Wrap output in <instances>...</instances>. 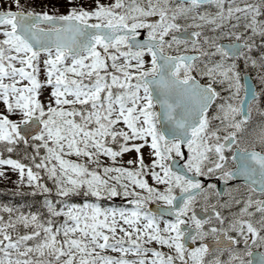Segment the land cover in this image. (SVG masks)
I'll return each instance as SVG.
<instances>
[{
    "label": "snow or ice",
    "instance_id": "6c2138e0",
    "mask_svg": "<svg viewBox=\"0 0 264 264\" xmlns=\"http://www.w3.org/2000/svg\"><path fill=\"white\" fill-rule=\"evenodd\" d=\"M64 2L0 0V264H264V0Z\"/></svg>",
    "mask_w": 264,
    "mask_h": 264
},
{
    "label": "rangeland",
    "instance_id": "374dc122",
    "mask_svg": "<svg viewBox=\"0 0 264 264\" xmlns=\"http://www.w3.org/2000/svg\"><path fill=\"white\" fill-rule=\"evenodd\" d=\"M22 2L26 3L27 0H22ZM34 7L37 11H42V10L53 11L56 8H59L60 12H66L67 10V4L64 2V0H35ZM146 59L148 58L146 57ZM13 179H15V177H13ZM5 185L8 186L7 189H10L13 187V185L10 183H7ZM0 203H12V201L10 200L9 202L5 201V202H0Z\"/></svg>",
    "mask_w": 264,
    "mask_h": 264
},
{
    "label": "trees",
    "instance_id": "16d2710c",
    "mask_svg": "<svg viewBox=\"0 0 264 264\" xmlns=\"http://www.w3.org/2000/svg\"><path fill=\"white\" fill-rule=\"evenodd\" d=\"M2 187H4V188H2ZM7 189L8 188V186L7 185H5L4 183H0V189ZM20 199V201H21V204H24L25 203V201L24 200H21V198H19ZM28 203H30V201H28ZM18 205V204H17Z\"/></svg>",
    "mask_w": 264,
    "mask_h": 264
},
{
    "label": "flooded vegetation",
    "instance_id": "af4514ba",
    "mask_svg": "<svg viewBox=\"0 0 264 264\" xmlns=\"http://www.w3.org/2000/svg\"><path fill=\"white\" fill-rule=\"evenodd\" d=\"M253 251L255 253L264 252V248H258V249L257 248H254Z\"/></svg>",
    "mask_w": 264,
    "mask_h": 264
},
{
    "label": "water",
    "instance_id": "95a60500",
    "mask_svg": "<svg viewBox=\"0 0 264 264\" xmlns=\"http://www.w3.org/2000/svg\"><path fill=\"white\" fill-rule=\"evenodd\" d=\"M156 208V206H153V209H155Z\"/></svg>",
    "mask_w": 264,
    "mask_h": 264
}]
</instances>
